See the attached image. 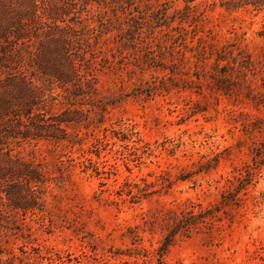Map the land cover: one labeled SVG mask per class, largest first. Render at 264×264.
<instances>
[{
  "label": "rangeland",
  "instance_id": "obj_1",
  "mask_svg": "<svg viewBox=\"0 0 264 264\" xmlns=\"http://www.w3.org/2000/svg\"><path fill=\"white\" fill-rule=\"evenodd\" d=\"M251 1L140 0L138 9L151 18L164 15L154 36L143 28V39L130 47L109 36V67L101 62L95 73L106 112L90 113L76 130L80 146L56 149L59 172L49 177L45 208L24 220L55 263L264 264V109L241 94L211 92L180 58L199 38L260 62L264 12ZM173 59L191 85L172 82L169 70L155 66L172 69ZM75 101L87 112L93 102ZM65 105L58 98L55 109ZM51 148L31 143L18 152L28 159L34 152L51 169ZM238 185L237 206L175 234L161 252L174 217L210 213Z\"/></svg>",
  "mask_w": 264,
  "mask_h": 264
},
{
  "label": "trees",
  "instance_id": "obj_2",
  "mask_svg": "<svg viewBox=\"0 0 264 264\" xmlns=\"http://www.w3.org/2000/svg\"><path fill=\"white\" fill-rule=\"evenodd\" d=\"M139 1L0 0V264H57L24 230V220L45 208L49 177L59 172L56 149L80 146L76 130L88 123L90 113L106 112L108 103L99 97L95 73L101 62L109 67V36L118 39V47H130L143 39V28L151 36L160 28L164 15L151 18L138 9ZM251 5L264 12V0H252ZM197 41L180 57L188 69L193 65L197 82H206L215 94L242 97L255 110L264 109V50L257 62L244 50ZM144 54L156 60L151 49ZM179 63L173 59L172 69L155 66L169 70L172 82L191 85L184 68H175ZM58 98L66 105L56 110ZM75 99L92 100L88 112L75 107ZM31 143L52 145L51 169L42 166L34 152L29 159L20 155L21 145ZM240 186L221 195L210 213L174 217L173 231L161 252L175 234L188 232L223 208L237 206ZM17 241L21 245L13 247Z\"/></svg>",
  "mask_w": 264,
  "mask_h": 264
}]
</instances>
